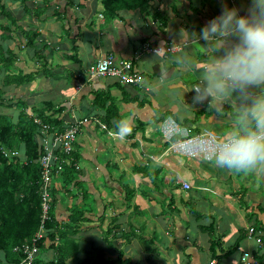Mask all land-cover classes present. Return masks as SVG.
I'll return each instance as SVG.
<instances>
[{
    "label": "crops",
    "instance_id": "0c3cea01",
    "mask_svg": "<svg viewBox=\"0 0 264 264\" xmlns=\"http://www.w3.org/2000/svg\"><path fill=\"white\" fill-rule=\"evenodd\" d=\"M54 3L51 7L64 13L67 20L72 16L75 19L71 31L64 28L68 33L63 36L66 43L58 39L62 31L55 21L54 10L52 17H48V11L40 17L27 15L28 24L23 28L28 26L40 35V47L45 45L50 51L59 52L43 58L44 70L38 69L26 52H22L17 71L23 75L36 72V77L28 85L6 88L3 98L8 104L26 100L40 109L49 99L44 97L47 89H42L48 85L50 95H54L52 103L54 107L59 105L62 116L87 119L74 145L80 157L79 185L68 192L60 191L55 207L60 225L68 221L72 205L85 211L83 231L74 232L72 238L77 245L75 255L68 254L65 264H97V258L106 255L107 259L110 256L108 264H244V253L253 256L247 260L248 264L254 260V264H264V170L245 175L219 170L201 161L190 162L173 153L162 133L167 123L176 131L196 127L227 133L232 129L235 103L226 102L220 111L208 100L193 103L195 92L187 89L198 82L211 52L202 47L203 40L180 45L179 33L185 29L198 34L224 8H236L240 15H246L251 0H149L148 15L122 12L119 22L109 21L114 27H101L98 31V25L92 29L94 24H89L105 20L94 16V9H100L97 3L80 0L74 12L67 8V0H54ZM64 23L68 26V21ZM98 33L101 35L95 39ZM79 36L76 45L74 39ZM145 43L165 49L151 56L141 55L134 61L135 70L143 75L137 87L123 86L108 78L87 81L84 72L79 74L97 58L108 54L120 60L135 59ZM184 54L191 57V67L178 62ZM4 89L0 81V92ZM98 95L100 98L95 102ZM3 108L19 112L17 105ZM106 112L109 117H105ZM121 120L131 127V133L124 139L113 134L115 122ZM227 124L229 128L221 129ZM98 130L103 136L98 135ZM181 182L189 183L190 190H183ZM120 183L129 185L133 191L131 202L126 201ZM169 201L178 211L169 213ZM146 214H150V221L145 219ZM200 216L203 217L198 219ZM113 218L125 233L138 235L141 228L137 224L145 227L144 232L150 227L154 233L145 244L141 236L125 244L118 239L113 248L111 241L115 239L93 241L101 237L99 233ZM250 224L262 229L260 247L246 238L245 229ZM133 228L137 232L132 233ZM86 233L93 238H88ZM85 240H92L94 245L100 243L101 249L107 248L94 251L92 246L82 245ZM211 241H216L214 255L218 260L213 257ZM120 249L119 258L116 252ZM53 256L49 251L42 258L50 263ZM3 257L0 254V264H6Z\"/></svg>",
    "mask_w": 264,
    "mask_h": 264
},
{
    "label": "trees",
    "instance_id": "16d2710c",
    "mask_svg": "<svg viewBox=\"0 0 264 264\" xmlns=\"http://www.w3.org/2000/svg\"><path fill=\"white\" fill-rule=\"evenodd\" d=\"M7 1L0 0V81L5 86V89L0 92V107L17 105L19 112L15 120L0 114V254H3L6 264H22V261L27 257L25 248L29 252L35 247L37 254L31 264H65L69 257L68 254L75 255L77 245L72 238L77 232L83 231L81 224L86 223L85 211L83 207L78 209L75 204L72 205L68 221L64 225H60L55 216V207L59 201L57 195L60 191L66 190L68 192L71 187L74 188V186L79 185L77 179L80 172L79 169H76L80 160L79 154L74 150L70 155L72 160L69 164H62V172L56 173L54 171L52 173L49 189V220L44 224L45 237L37 239L35 236L39 231L41 222V168L37 162L40 153L36 142V133H38L40 126L34 124V119L29 117L26 110L30 108L31 113L33 112L38 117L41 124H48L61 129L62 122L55 119L54 116L61 115L62 109H55L52 99L44 102L40 109H36V105H32L26 100L8 104L4 102L5 99L3 98V94L11 86L16 89L22 85H28L34 78L33 74L22 76L20 71L14 73L17 76L10 78L14 74L11 75L9 72L12 71L13 73L15 69L17 70L15 67L19 61L20 52H26L29 61L34 63L36 61L42 63L41 60L43 59L38 54L41 51L40 35L30 27L23 28L20 22L25 20L27 15L40 17L41 15L44 16L48 10L56 12L57 9L51 7L55 5L54 0ZM78 1L67 0V3L69 2V5L74 7ZM94 2L100 5V9H94V15H101L105 19L107 18V21L118 16L121 11L143 12L144 16L149 14V0H94ZM16 4L17 8L12 9L11 6ZM41 7L43 9H40ZM89 24H93V21ZM11 46L13 47L11 48ZM42 48L45 49V46L43 45ZM71 59L74 61L75 57ZM83 72L84 70L79 74ZM98 98L100 95L95 98V102ZM232 113H235L234 110ZM105 117H109V113L106 112ZM3 150L14 152L16 155L6 157L2 152ZM59 156L60 160L68 158V156L61 154ZM119 186L126 194V201L131 202L133 191L129 185L120 183ZM82 197L84 199V194ZM167 207L171 208L169 213L178 211L170 201ZM192 213L195 212L192 211ZM202 217L200 216L198 219ZM115 222L116 218H113L109 226L101 230L102 234L106 236L104 239H115L111 241V248L118 239L123 242L122 244H125L133 238L140 237L136 233H125L120 224H115ZM142 227L144 226L142 225ZM204 231L209 232L207 229ZM209 234L211 235V232ZM211 244L213 245L211 247L213 257L218 260V257L214 255L216 254V241H211ZM49 251H52L54 256L52 261L47 263L42 256ZM118 251L116 253L120 258L122 249ZM229 253L232 254L233 250L231 249ZM256 254L261 256L258 252ZM105 260L100 256L97 258V264H108V261Z\"/></svg>",
    "mask_w": 264,
    "mask_h": 264
},
{
    "label": "clouds",
    "instance_id": "9594fccd",
    "mask_svg": "<svg viewBox=\"0 0 264 264\" xmlns=\"http://www.w3.org/2000/svg\"><path fill=\"white\" fill-rule=\"evenodd\" d=\"M91 1L94 2V0ZM121 12L111 19L115 20L116 23L119 22ZM123 13H128V11H123ZM98 17L103 16L97 14L95 18ZM106 19L102 23L93 22L94 25H98L96 31L101 28ZM100 35L101 33H98L94 38L99 39ZM179 36L180 45L185 44V42L191 43L192 41L203 40L205 43L202 47L211 52L205 67L201 71L198 82L195 86L187 89H192L195 92L193 103L198 104L208 100L209 104L211 103L217 111H220L226 102H232L236 104L237 111L232 121V129L227 133H217L208 128L196 127L188 131L178 128L176 131L173 130L170 123L165 124L162 133L168 146L174 154H178L190 162L201 161L219 170L224 169L245 175L258 169L264 170V0H251L246 15H240L236 8H224L221 14L208 21L198 34L181 29ZM144 45L151 50L163 51L165 49L151 43H145ZM167 45L170 44L167 43ZM142 47L135 59L120 60L114 58L111 54L99 57L83 69V76L87 81L96 78H108L123 86L137 87L143 81V75L140 71L138 73L141 76V83L131 85L120 82L116 77L110 76L107 72L105 73L100 67L104 61L111 57L114 64L117 65L121 61H125L135 69L134 61L139 56H151V53L143 51ZM53 52L57 53L59 50ZM53 52L46 46L45 49L41 47L38 54L45 58ZM20 53L19 56H22L23 53ZM41 61L42 63L37 61L35 63L41 70H44L46 67L43 59ZM178 62L186 67H191L193 64L191 57L187 54L182 55ZM33 75L36 77V72H33ZM79 76L81 77V75ZM49 99L54 100V95H51ZM55 109H59V105L56 104ZM30 110V108L26 110L29 117L38 119ZM130 133L131 127L127 121L115 122V132L113 133L115 136L124 139ZM169 133L173 136L168 137ZM171 141L174 142L171 143ZM2 152L6 153V155L4 154L6 157H10L12 154L14 155L11 157L16 155L14 152L4 150ZM181 185L185 191L191 188L189 183L181 182ZM184 186L188 188L186 189ZM249 227L254 228L259 233L260 240H262V229L257 225L250 224L245 232ZM105 259H107V255ZM108 259H110V256Z\"/></svg>",
    "mask_w": 264,
    "mask_h": 264
},
{
    "label": "built area",
    "instance_id": "2783aa9c",
    "mask_svg": "<svg viewBox=\"0 0 264 264\" xmlns=\"http://www.w3.org/2000/svg\"><path fill=\"white\" fill-rule=\"evenodd\" d=\"M158 49H149L145 46V52L155 53ZM102 70L107 72L110 76L116 77L120 82L124 84L138 85L141 83V76L135 69L132 68L131 64L125 61H121L119 64H114L112 58L109 57L100 67ZM91 72H93L91 70ZM104 73V74H105ZM55 119H58L62 122L61 129L57 127L50 126L48 124H41L40 121L34 117V123L40 126V129L36 135L38 143V151L40 153L38 158V164L41 168V207H42V218L41 225L36 238L45 237L44 224L48 220V210H49V189L50 183L52 181V173L62 172V164H69L72 160L71 154L74 151V143L77 140V137L81 131L83 125H85L86 118H69L66 116L56 115ZM104 128V127H103ZM110 135V134H109ZM168 137H172L173 134L169 133ZM3 154L6 155L4 152ZM68 156L67 159L60 160L59 155ZM14 155V154H12ZM11 155V156H12ZM10 156V157H11ZM78 169V166L76 167ZM186 189L187 186H184ZM246 238L253 240L257 246L261 245V240L259 233L252 227H249L245 232ZM27 252V257L22 261V264H31L34 260L37 251L33 247L29 252ZM250 253H244L242 256V261L247 262L250 258ZM252 258V256H251ZM210 264H214L211 262Z\"/></svg>",
    "mask_w": 264,
    "mask_h": 264
},
{
    "label": "rangeland",
    "instance_id": "374dc122",
    "mask_svg": "<svg viewBox=\"0 0 264 264\" xmlns=\"http://www.w3.org/2000/svg\"><path fill=\"white\" fill-rule=\"evenodd\" d=\"M3 1H5V2H8L7 0H3ZM16 6H17V4L16 5H14V6H12L11 8L12 9H14V8H16ZM67 8H70L71 9V11L72 12H74V7L73 6H71V5H69V2L67 3ZM51 11H53V10H48V15H50V16H48V17H52V15H51ZM54 16H55V21H56V23H58L59 25H60V27L59 26H57V28L59 27V29L62 31V36H61V38H58L59 39V41L60 42H62V43H66V40L63 38V36L64 35H68V33L64 30V28H66V29H68L69 30V28H70V31H71V29H73V26H74V24H75V19H74V17L72 16L71 18H70V20H67V16L64 14V13H62V12H59V11H56V12H54ZM47 17L45 16V19H46ZM68 21V26H66L65 27V25H66V23H64V21ZM80 20V19H79ZM31 23V22H30ZM20 24L23 26V25H25V24H28V22L26 21V20H23V21H21L20 22ZM94 26L95 25H93L92 26V29L94 28ZM101 27H108V28H110V27H114V25L112 24V22H109V21H105V23L101 26ZM69 37H71L70 35H69ZM80 38H81V36H79V37H77V38H75L74 39V42L76 43V45H79V41H80ZM62 39V40H61ZM68 43H69V41H68ZM56 45L57 46H59L58 45V43H56ZM52 58V57H51ZM32 66L34 65V64H32V63H30ZM15 68H19V67H15ZM39 69H40V67H38ZM8 71V70H7ZM16 69H15V71L12 73V71H10L9 73L12 75V74H14V73H16ZM20 75H22L23 76V73H20ZM15 76H17V74H14L13 76H11L10 78H14ZM43 83H45L44 81H42ZM46 84V83H45ZM48 85L46 86V85H44V86H42V89H47V94L44 96V97H51V95H50V92H49V90H48ZM232 110H234L235 112L237 111V107L235 106V105H232ZM0 114H3V115H10V117H12V118H14V120H15V117L14 116H16V114H17V112H15V111H13V110H8V111H5V108H3V107H0ZM223 128H229V126H228V124L227 125H224V126H222V128L221 129H223ZM97 133H98V135H100V136H103V132L101 131V130H98L97 131ZM78 142V141H77ZM185 183H187V182H185ZM142 190H144V188H142ZM74 191V193L76 192V190H73ZM71 193V192H70ZM69 193V194H70ZM73 193V192H72ZM222 203V202H221ZM148 217H150V214H146V216H145V219L146 220H148V221H150V219H148ZM85 223H82L81 225L83 226ZM137 227L138 228H141V232H137L136 231V229L135 228H133V230H132V233L133 232H137V234H139L141 237H142V241H143V238H145L144 240H145V242H144V244L147 242V239L148 238H150L152 235H153V233H154V231H150L149 230V228L144 232V229H145V227H142L140 224H137ZM152 228H154V227H151V229ZM128 231H130V230H128ZM194 232H193V230H191V234H193ZM87 234V233H86ZM99 234H101L100 236L101 237H99V238H95V239H93V241H96V242H99L100 240H104L105 242H107L104 238H106V236L105 235H103L102 234V232H100ZM99 234H97V235H99ZM158 234H159V232H158ZM87 237L88 238H93V235H90V234H87ZM152 243H153V245H155L156 246V244H157V242L156 241H152ZM100 243H96V245H94L93 244V242H92V240H85V242H83V244L82 245H87V247H89V246H92L93 247V249H94V251H100V250H102V249H106L107 248V246H103L104 248H100V245H99ZM106 262L108 261L107 259L105 260ZM244 264H247V263H245V262H243ZM254 263H255V261H254ZM254 263H251V264H254ZM106 264V263H105Z\"/></svg>",
    "mask_w": 264,
    "mask_h": 264
},
{
    "label": "bare ground",
    "instance_id": "6f19581e",
    "mask_svg": "<svg viewBox=\"0 0 264 264\" xmlns=\"http://www.w3.org/2000/svg\"><path fill=\"white\" fill-rule=\"evenodd\" d=\"M99 18H101V17H99ZM142 50L144 51L145 50V47L144 48H142ZM136 71V70H135ZM247 263V262H246ZM215 264V263H214Z\"/></svg>",
    "mask_w": 264,
    "mask_h": 264
}]
</instances>
